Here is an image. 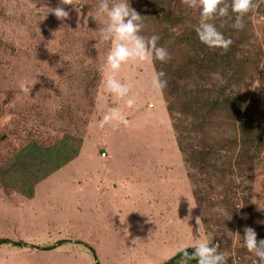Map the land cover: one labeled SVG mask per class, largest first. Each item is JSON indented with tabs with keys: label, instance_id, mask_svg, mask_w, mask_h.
Returning a JSON list of instances; mask_svg holds the SVG:
<instances>
[{
	"label": "rangeland",
	"instance_id": "1",
	"mask_svg": "<svg viewBox=\"0 0 264 264\" xmlns=\"http://www.w3.org/2000/svg\"><path fill=\"white\" fill-rule=\"evenodd\" d=\"M100 2L0 0V238L35 246H2L0 264H163L198 233L226 264H258L243 235L264 238V0L241 29L231 9L208 19L227 50L199 40L198 3L130 0L169 53L116 74L132 108L104 89ZM110 107L130 124L99 127Z\"/></svg>",
	"mask_w": 264,
	"mask_h": 264
},
{
	"label": "clouds",
	"instance_id": "2",
	"mask_svg": "<svg viewBox=\"0 0 264 264\" xmlns=\"http://www.w3.org/2000/svg\"><path fill=\"white\" fill-rule=\"evenodd\" d=\"M66 2L67 0H62V3L66 4ZM185 2L190 7L198 3L201 16L205 18L196 27L199 40L209 48L225 50L230 47L232 40L226 38L213 23L207 22L208 19L213 18L217 13L221 17L228 16L231 9V12L236 14L232 26L241 29L244 27V15L253 8V0H231L230 7H221L222 0H185ZM50 9V12L60 20H65L70 15L63 7ZM98 15L107 17V24L100 27L99 31L102 39L112 44L106 57V67L110 69L111 74L104 82V89L107 93L124 99L126 105L132 108L136 104L135 96L130 95L132 85L122 82L116 74L129 62L166 61L169 59V53L165 47L158 45L160 39L158 35L153 34L146 38L141 34L144 27L142 15L131 6L130 0H101ZM165 75L163 71L154 73L152 79L154 88L163 91L167 87ZM114 121L124 125L130 124L119 107H110L98 124L103 128ZM188 218L191 219V215ZM259 223L264 224V221ZM257 235L254 228H244L243 238L246 248L258 257V264H264V238L258 240ZM183 256L195 259L196 264H226L225 254L218 251L210 238H201L199 233L196 235L193 250L189 252L186 248L183 249Z\"/></svg>",
	"mask_w": 264,
	"mask_h": 264
},
{
	"label": "trees",
	"instance_id": "3",
	"mask_svg": "<svg viewBox=\"0 0 264 264\" xmlns=\"http://www.w3.org/2000/svg\"><path fill=\"white\" fill-rule=\"evenodd\" d=\"M50 154H53L52 153V151L50 152ZM64 164V163H63ZM63 164H61V165H63ZM60 165V166H61ZM59 166V167H60ZM59 167H57V169L59 168ZM66 242H68V241H66V240H64V239H62V240H59L58 242H57V247H59V246H61V245H63L64 243H66ZM71 242V241H70ZM75 243H78V244H80L81 242H79V241H74ZM4 245H10V246H14V247H17V248H24V247H32V246H34V245H29V243L28 242H25V241H22V240H18V241H14V240H11V239H9V238H7V237H1L0 238V248L2 247V246H4ZM35 247V246H34ZM55 247L54 246H48V247H42V249L43 250H53ZM189 252H191L192 250L191 249H188V248H186ZM183 258H185V259H187V260H189V261H191L192 259H188V258H186V257H184L183 256V250L182 251H180L179 253H177L175 256H173V257H171L168 261H166L165 263H163V264H176L177 262H179V261H181ZM97 264H99V263H97Z\"/></svg>",
	"mask_w": 264,
	"mask_h": 264
},
{
	"label": "water",
	"instance_id": "4",
	"mask_svg": "<svg viewBox=\"0 0 264 264\" xmlns=\"http://www.w3.org/2000/svg\"><path fill=\"white\" fill-rule=\"evenodd\" d=\"M101 155L102 156H105L106 155L104 150H101Z\"/></svg>",
	"mask_w": 264,
	"mask_h": 264
},
{
	"label": "crops",
	"instance_id": "5",
	"mask_svg": "<svg viewBox=\"0 0 264 264\" xmlns=\"http://www.w3.org/2000/svg\"><path fill=\"white\" fill-rule=\"evenodd\" d=\"M115 187V186H114Z\"/></svg>",
	"mask_w": 264,
	"mask_h": 264
}]
</instances>
